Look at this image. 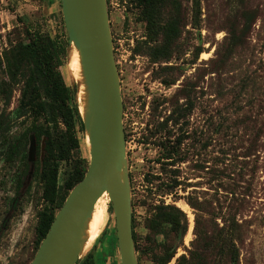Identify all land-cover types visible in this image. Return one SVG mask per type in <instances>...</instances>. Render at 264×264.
Here are the masks:
<instances>
[{
  "label": "trees",
  "instance_id": "obj_1",
  "mask_svg": "<svg viewBox=\"0 0 264 264\" xmlns=\"http://www.w3.org/2000/svg\"><path fill=\"white\" fill-rule=\"evenodd\" d=\"M129 1L138 10V21L145 27L143 40L136 43L134 54L144 56L156 65L154 80L165 88L179 85L170 98L159 96L153 99L150 117L144 122L146 128L142 129L149 131L147 137L142 135L144 143L153 138L160 151L156 162L159 172L149 173L147 184L164 196L185 199L195 211L194 239L186 254L176 259V264H240L239 245L250 232L247 227L249 222L243 218L252 206L250 182L246 183V187L238 185L244 179L245 168L241 167L239 172L234 170L232 173L235 177L231 179L224 172L232 167L226 163L229 161L228 150L219 148L218 155L221 157L215 163V207L210 211L209 218H205L208 212L198 197L191 193L186 198H180L176 191L178 187L184 190L192 186L182 182L179 168L188 162L191 150L203 145L202 132L192 127L191 118L195 111L209 108V105L203 104L207 89L210 92L214 88L210 93L214 96V102L219 103V107L213 110L215 121L212 124L217 141L226 139L231 127L242 125L246 133L251 131L248 127L254 123H260L257 134L264 139V69L255 65L254 47L247 43L252 17L243 16L242 19L246 20L241 26L235 21L229 24L224 39L216 43L213 57L202 61L193 73L187 75L183 65L172 63L186 51L182 43L187 21L181 0ZM192 12L190 25L199 30V0L193 1ZM8 44L0 55V98L8 103L15 86L21 84L17 106L7 117L21 119L20 123L24 124L10 143L7 154L10 162L20 166L11 208L18 206L20 190L29 175V146L33 138L35 161L32 175L40 185L42 202L35 228V256L66 197L83 179L88 162L79 151L77 133L83 134V126L73 91L60 71L66 44L28 25H24L17 39ZM191 47L193 59L188 65L193 68L204 50L200 44ZM206 77L211 83L205 87ZM143 107L141 105L139 109L142 111ZM233 118H239V121L231 122ZM5 124V117L0 115V130ZM149 125H152L150 130ZM130 134L125 123L126 141ZM62 164L67 166L63 175ZM218 165L225 169H218ZM153 217L149 224L153 233L166 230L184 235L186 232V216L173 204L162 202L155 208ZM132 226L134 228L133 213ZM106 231L101 239L109 242L108 251L117 250L116 236H108ZM133 238L136 240L134 232ZM135 248L139 252L137 245ZM173 256L174 252H169L157 263L167 264ZM92 257L90 252L79 264H95ZM98 260V264H105L103 251Z\"/></svg>",
  "mask_w": 264,
  "mask_h": 264
},
{
  "label": "rangeland",
  "instance_id": "obj_2",
  "mask_svg": "<svg viewBox=\"0 0 264 264\" xmlns=\"http://www.w3.org/2000/svg\"><path fill=\"white\" fill-rule=\"evenodd\" d=\"M193 1L181 0L187 21L182 43L186 51L172 63L178 66L183 65L187 75H190L202 61H208L213 57L216 43L224 39L229 24L235 21L241 26L246 20L242 19L243 16L249 15L252 20L249 23L247 43H250L251 48L254 47L255 65L264 69V0H199V30L193 29L190 25L193 21ZM106 2L114 57L121 83L124 126L126 123L131 133L126 141V153L131 180L133 229L139 248L138 264H158L157 262L169 252H174V256L167 264H176V259L186 254L194 239L195 211L190 208L185 199L164 196L162 193L155 192V188L147 184L148 174L159 172V165L156 162L160 151L154 144L155 139L152 138L148 143H144L145 139H142V135L147 137L149 131L142 129L146 128L144 122L150 117L153 99L159 96L170 98L179 85L165 88L159 81L154 80L153 72L156 65L152 64L148 58L134 54L136 43L143 40L145 28L144 24L138 21L136 7L130 4L129 0H106ZM24 25L47 33L66 44L64 63L60 71L72 90V82L67 70L68 44L60 1L0 0V55L8 47L9 41L17 39ZM199 44L204 51L199 56L197 65L190 68L188 63L193 59L191 46ZM210 83V79L206 77L204 86ZM213 90L214 88L210 92ZM20 91L21 84L15 86L8 103L0 98V115L5 117L6 121L0 130V264H30L34 257L37 214L42 208L40 185L33 175L30 178L27 177L23 183L18 206L15 209L11 208V200L16 194L20 166L10 162L7 154L10 143L22 130L24 124L20 123L21 119L13 120L7 116L16 108ZM207 92L208 94L203 98V104L209 105V108L204 111H195L191 118L192 127H197L199 132H202L203 145L191 150L188 162L179 168L182 182L192 186L184 190L178 187L176 193L180 198H186L191 193L198 197L208 212L205 218H209L210 211L215 207V163L221 157L218 155L219 148L228 150L227 160L229 161L226 163L232 166L228 167L230 171L222 165H218V169H225L224 172L233 179L234 170L239 172L241 167L245 168L244 179L239 181L238 185L246 187V183L250 182L252 188L251 210L243 218L249 222L250 227H247L250 232L239 245L240 264H264V139L261 134L259 136L257 134L260 123L249 125L248 128L251 131L246 133L242 125L238 128L231 127L229 136L217 141L212 124L215 121L213 110L219 107V103L214 102V96L208 89ZM141 105H144L142 111L139 109ZM236 120L239 121V118H233L231 122ZM26 122L29 123L28 119ZM151 128L152 125H149L148 129ZM77 138L80 142V155L88 162L86 138L84 139L80 132L77 133ZM66 168V164H62V175ZM227 181L232 183L228 178ZM162 202L175 205L185 214L187 229L184 235L166 230L153 233L149 229L155 208ZM98 204L99 208L104 210L105 217L100 234L106 228V235L116 236L115 219L110 210L108 197L103 196ZM108 244L107 239L99 237L87 249L82 260L91 252L92 261L98 264L100 262L98 256L103 251L106 257L105 264H120L118 249L108 251Z\"/></svg>",
  "mask_w": 264,
  "mask_h": 264
},
{
  "label": "water",
  "instance_id": "obj_3",
  "mask_svg": "<svg viewBox=\"0 0 264 264\" xmlns=\"http://www.w3.org/2000/svg\"><path fill=\"white\" fill-rule=\"evenodd\" d=\"M68 44L77 51L79 83L72 91L83 136L88 144V167L83 179L66 197L30 264H79L88 241L87 231L96 202L106 194L115 219L120 264H138L132 228V194L126 153L124 105L110 30L106 0H59ZM33 172L35 143L29 146ZM106 229V228H104ZM103 233V231H102ZM100 236L97 237V240Z\"/></svg>",
  "mask_w": 264,
  "mask_h": 264
},
{
  "label": "bare ground",
  "instance_id": "obj_4",
  "mask_svg": "<svg viewBox=\"0 0 264 264\" xmlns=\"http://www.w3.org/2000/svg\"><path fill=\"white\" fill-rule=\"evenodd\" d=\"M70 57H71L70 64L67 65V70H68L69 76L71 78H73V80H76L79 83V90H78L77 97H78V101H79L80 107H81L83 104L82 100H83V95H84L83 85L81 82V74H80L78 54H77V51L73 47H72ZM86 142H87V139H86ZM87 144H88V142H87ZM104 195H106V194H104ZM100 199L96 202L95 206L100 201ZM95 206H94V208H95ZM104 221H105L104 210L101 207L99 208V204H98L96 209L93 210V214H92L90 222H89L88 231H87L88 241H87V244L85 247V251H87V249L92 245V243L99 236L101 229L104 225Z\"/></svg>",
  "mask_w": 264,
  "mask_h": 264
},
{
  "label": "flooded vegetation",
  "instance_id": "obj_5",
  "mask_svg": "<svg viewBox=\"0 0 264 264\" xmlns=\"http://www.w3.org/2000/svg\"><path fill=\"white\" fill-rule=\"evenodd\" d=\"M132 228H133V226H132ZM133 232H134V229H133ZM134 234H135V232H134ZM135 238H136V235H135ZM134 239V238H133ZM134 242H135V245H137V243H136V240H134ZM138 253V252H137Z\"/></svg>",
  "mask_w": 264,
  "mask_h": 264
}]
</instances>
